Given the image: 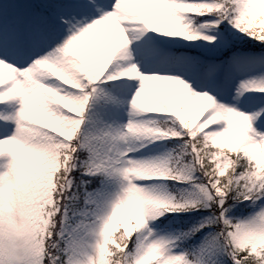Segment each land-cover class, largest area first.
I'll return each mask as SVG.
<instances>
[{
    "label": "snow or ice",
    "instance_id": "6c2138e0",
    "mask_svg": "<svg viewBox=\"0 0 264 264\" xmlns=\"http://www.w3.org/2000/svg\"><path fill=\"white\" fill-rule=\"evenodd\" d=\"M0 264H264V0H0Z\"/></svg>",
    "mask_w": 264,
    "mask_h": 264
},
{
    "label": "rangeland",
    "instance_id": "374dc122",
    "mask_svg": "<svg viewBox=\"0 0 264 264\" xmlns=\"http://www.w3.org/2000/svg\"><path fill=\"white\" fill-rule=\"evenodd\" d=\"M159 84V82H157Z\"/></svg>",
    "mask_w": 264,
    "mask_h": 264
}]
</instances>
